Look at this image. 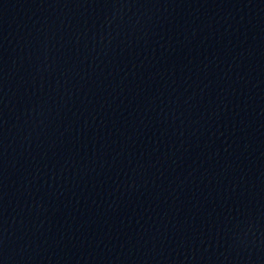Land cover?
Returning a JSON list of instances; mask_svg holds the SVG:
<instances>
[{"label": "water", "instance_id": "water-1", "mask_svg": "<svg viewBox=\"0 0 264 264\" xmlns=\"http://www.w3.org/2000/svg\"><path fill=\"white\" fill-rule=\"evenodd\" d=\"M0 264H264V0H0Z\"/></svg>", "mask_w": 264, "mask_h": 264}]
</instances>
